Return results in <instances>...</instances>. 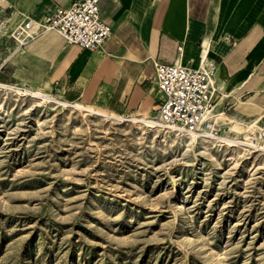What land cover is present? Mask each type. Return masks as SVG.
<instances>
[{
    "label": "rangeland",
    "instance_id": "374dc122",
    "mask_svg": "<svg viewBox=\"0 0 264 264\" xmlns=\"http://www.w3.org/2000/svg\"><path fill=\"white\" fill-rule=\"evenodd\" d=\"M2 12L0 264H264V154L139 126L150 97L138 113L102 84L52 85L26 49L36 35L17 41ZM244 19L258 40L223 112L250 121L264 111V15Z\"/></svg>",
    "mask_w": 264,
    "mask_h": 264
},
{
    "label": "crops",
    "instance_id": "0c3cea01",
    "mask_svg": "<svg viewBox=\"0 0 264 264\" xmlns=\"http://www.w3.org/2000/svg\"><path fill=\"white\" fill-rule=\"evenodd\" d=\"M77 1L0 0V11L8 15L10 22L19 26L30 21L38 26L57 10L68 9ZM256 2L102 0V15L112 26L113 36L101 51L92 53L68 45L53 32L36 35L26 49L30 48L31 58L38 62L43 80L52 85L61 83L63 87L75 84L90 88L102 84L113 91L128 111L139 113L149 97L153 112L160 100L155 82V64L176 62L179 57L174 48L182 46V63L197 68L208 44L207 59L218 66L216 84L222 85L220 91L228 96L221 103L220 110H228L235 100L233 93L229 94L230 78L258 40L256 32L249 36L250 28L241 26L247 16L257 15V12L264 15V5L257 11ZM237 17L240 18V25L227 28V25L236 22ZM232 40H237L234 47ZM162 53H167L170 60L161 61ZM263 95L259 97L264 103ZM252 100L251 106L257 107L254 98Z\"/></svg>",
    "mask_w": 264,
    "mask_h": 264
},
{
    "label": "built area",
    "instance_id": "2783aa9c",
    "mask_svg": "<svg viewBox=\"0 0 264 264\" xmlns=\"http://www.w3.org/2000/svg\"><path fill=\"white\" fill-rule=\"evenodd\" d=\"M101 3L102 0H79L68 9H59L38 24L32 35L52 30L68 45L97 53L113 36L112 26L103 18ZM34 25L30 21L21 26L15 39L23 43ZM177 53L176 62L155 64L160 100L153 121L172 134H191L219 143L224 132L214 112L225 99L216 84L218 67L210 59L202 60L197 68L184 65L182 46L177 48ZM256 150L264 154V128L258 132Z\"/></svg>",
    "mask_w": 264,
    "mask_h": 264
},
{
    "label": "bare ground",
    "instance_id": "6f19581e",
    "mask_svg": "<svg viewBox=\"0 0 264 264\" xmlns=\"http://www.w3.org/2000/svg\"><path fill=\"white\" fill-rule=\"evenodd\" d=\"M38 26L35 25L29 32V35L31 36L37 31ZM57 34V33H56ZM112 38V37H111ZM208 49L209 45L206 44L205 50L203 52V61L208 60ZM218 67V66H217ZM222 87V86H221ZM219 88V86H218ZM220 89V88H219ZM31 95L34 98L41 99L44 102L52 100V96L48 93H46L43 90H37L31 92ZM264 96V95H263ZM228 98L227 95L224 96V99ZM264 99V97H262ZM219 105L215 110V117L217 122L221 123L223 126V137L221 138L219 143L213 142L206 137H199L196 135H176L174 137L171 136L172 133L168 131H164L161 128H159L155 122L153 121L154 118L145 116L143 119L139 120L138 124L139 126H142L144 124L148 129L154 132H162L165 134V136L169 135V137H172L173 141H186L189 143L190 146H204L207 147V145L216 146V147H227V148H239L244 150L245 152L254 151L259 152L256 150V141L258 140V132L264 128V111L263 113H259L256 116H254L250 121H246L242 118H240V114L229 116L227 113H224L220 110ZM79 108H83L82 106H78ZM264 108V106H263ZM95 112V111H93ZM95 113H98L101 116H105L108 118L116 119L117 117L115 115H109L105 112L97 111ZM226 121V123L223 122ZM158 132V133H159ZM208 148V147H207Z\"/></svg>",
    "mask_w": 264,
    "mask_h": 264
}]
</instances>
